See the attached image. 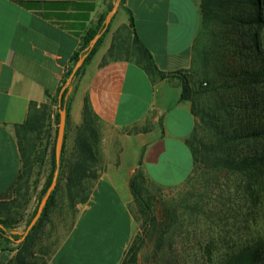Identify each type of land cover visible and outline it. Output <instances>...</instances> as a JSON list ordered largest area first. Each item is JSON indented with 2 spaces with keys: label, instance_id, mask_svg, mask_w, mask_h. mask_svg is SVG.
I'll return each instance as SVG.
<instances>
[{
  "label": "crops",
  "instance_id": "crops-1",
  "mask_svg": "<svg viewBox=\"0 0 264 264\" xmlns=\"http://www.w3.org/2000/svg\"><path fill=\"white\" fill-rule=\"evenodd\" d=\"M119 3L0 0V202L16 198L23 176L17 126L42 114L47 117V131L36 149L44 155V164L36 162L33 167L46 169L59 126V90L87 31L116 8L99 50L76 86L70 85L64 142L67 170L88 111L101 126L104 170L95 180L88 202L78 206L70 230L62 233L61 240L60 231L54 232L57 247L41 264H121L134 233L131 178L135 171L141 167L149 180L175 186L194 167L187 143L197 123L192 102L181 100L180 75L162 78L153 69L135 41L130 12L158 69L184 75L192 68L203 27L201 0ZM44 176L41 190L47 180ZM26 231L22 226L14 233ZM33 243L0 244V264H34Z\"/></svg>",
  "mask_w": 264,
  "mask_h": 264
},
{
  "label": "trees",
  "instance_id": "trees-1",
  "mask_svg": "<svg viewBox=\"0 0 264 264\" xmlns=\"http://www.w3.org/2000/svg\"><path fill=\"white\" fill-rule=\"evenodd\" d=\"M19 1L25 2V0ZM123 1L120 0V6L123 5ZM233 1L201 0L202 23L214 16L218 10L222 11L226 9V6ZM249 1L251 2L252 0ZM261 4L260 0L252 1V7H255L257 11L262 9ZM109 12L100 18L96 28H90L85 34L81 48L75 54L73 63L67 72L66 83L59 90L60 94L63 88H66L62 95L59 111L65 108L67 110V118L70 114V85L73 84L76 86V82H78L84 73L85 66L94 58L99 50L109 31V25L107 26L106 24ZM260 17L257 23L258 29L252 37L256 45L254 49L252 47L246 48L248 50L247 58H252L253 53H260V49H258L260 48L258 43L260 40L258 39V30L264 22ZM130 21L135 31V41L142 49L146 58L151 62L153 69L162 78H173L180 75L183 81L181 100H190L192 102L193 112L197 117L196 126L187 140L193 154L195 169L202 171V174L210 169L240 173L246 178V189L248 193L252 197L258 196L256 200H259L262 195L264 196V149L262 151L257 149L254 153H247V151L252 149V145L250 144L251 140L257 142L259 145L264 141V127L257 125L260 120L264 122V109L255 113L258 107L257 102L262 101L261 97H263L262 94L264 93L260 92L255 97H252L251 94H245V89L240 90V92L235 91L231 85H227L225 82L217 86L216 79L210 77L207 73L204 74L206 79L204 82L209 86L205 88L201 84L202 90H196L192 80L186 74L183 75L182 71L175 74H168L158 69L154 63L152 54L142 44L136 32L135 18L131 12ZM97 36L99 38L93 45L92 42ZM235 44V42L232 43L233 46ZM80 59H84V63L77 71H74ZM233 63L234 61L232 60L231 65ZM263 69L264 67H262ZM258 72L260 73V71H256L246 75L244 80H242L243 78L239 79L237 85L241 87L245 85L257 86L259 83ZM242 74H244L243 69ZM68 79H70L69 83H67ZM212 92L215 95L210 105H201L197 102L196 96L199 93H204L205 95ZM256 119H259L258 122L252 123ZM57 124H60V112L57 115ZM47 126V117L43 114L35 121L29 119L24 124L17 126L24 170L16 198L11 201L0 202V223L3 225L0 226V244L4 242L33 243L35 241V235L33 233L36 234L38 229L41 228L42 222L49 218V211L55 204L56 195L62 190L63 179H65L64 195L68 208L74 211V213H77V207L88 202L94 188V182L100 176L101 172L96 165H99L103 160L101 148L102 138L100 135L101 126L97 118L86 111L84 123L79 128V146L73 155V161L69 164L66 176V170L64 169L65 143L60 165L58 166L56 162L58 126L56 140L51 151V171L41 190L39 203L28 221L27 231L23 234L14 233L15 228L23 217V214L16 217L19 214L18 211H25L26 204L28 203L27 197L29 195V187L31 186L30 177L33 167L36 162L39 163V166L44 164V155H40L36 149L42 145V135L43 132L47 131ZM256 146L259 147L258 145ZM239 147H243V149L241 150ZM58 168L57 186L53 190L38 222L32 228H29L37 214L42 199L55 178ZM131 189L135 197V203L138 204L142 214L144 227L142 234L137 235V238H135L132 245L125 252L121 264H138L139 253L146 244L149 228H152V231L157 230L161 233V242H163L167 230L163 224L157 222L156 216L154 215L153 196L150 191L149 179L141 167L135 171L131 178ZM197 208H199V204L195 205V210ZM167 217L172 219L173 211L168 213ZM255 223L259 227L252 231L251 229L245 230L242 236L243 239L240 241H236L237 239H233L232 237L228 239L226 236L210 234L205 248L206 264H264V223L261 226L257 220ZM161 245L162 243H159L158 250L162 249Z\"/></svg>",
  "mask_w": 264,
  "mask_h": 264
},
{
  "label": "rangeland",
  "instance_id": "rangeland-1",
  "mask_svg": "<svg viewBox=\"0 0 264 264\" xmlns=\"http://www.w3.org/2000/svg\"><path fill=\"white\" fill-rule=\"evenodd\" d=\"M252 1L234 0L226 6V9L218 10V14L204 21L202 33L194 48L192 68L186 73L196 90H202L201 84L205 88L209 86L204 82L206 81L204 74L207 73L216 79L217 86L225 82L235 91L240 92L245 89V94H251L252 97L257 93H264V69L262 70L264 22L258 30L260 53L252 52V58L246 57L248 56L246 48L254 49L256 45L252 37L258 29L259 17L261 16L260 19L264 21V0H260L262 9L258 11L252 7ZM233 42L236 43L234 46ZM232 60L233 65H231ZM256 71H260L257 74L259 77L257 86L237 85L239 79L244 80L246 75ZM214 95V92L205 95L199 93L196 99L201 105H210ZM262 96V101L257 102L255 113L264 109V94ZM259 119L252 123L258 122ZM257 125L264 127L263 120ZM250 144L252 149L247 153L264 149V141L259 145L251 140ZM51 160L52 158L48 161L46 169L42 170V167H39L32 170L33 182L29 187L28 203L25 211H18L16 217L21 214L23 217L17 227H27L39 203L42 184L40 178L45 177L44 175L48 177L52 166ZM96 166L102 173L103 160ZM66 174L67 170L65 176ZM64 183L62 190L56 195L55 204L49 211L45 226L38 229L37 235L35 234V241L32 244L34 264L44 263L57 247L58 241L54 232L60 231L61 240L62 233L66 234L76 219L78 212L74 213L68 208ZM149 185L153 196L154 215L157 222L163 224L167 230L161 242V233L157 230L152 231V228L148 229V237L139 253L138 264H206L205 248L210 234L226 236L228 239L232 237L240 241L245 230L252 231L259 227L255 223L256 220L260 226L264 223V196L262 195L259 200H256L258 196L252 197L246 189V178L237 172L210 169L202 174V171L195 169L194 164L192 172L179 185L164 186L152 180H149ZM196 204H199V208L195 210ZM77 209L79 211V207ZM169 211H173L172 219L167 217ZM131 212L134 219V233L128 248L137 235L142 234L144 227V220L137 203L131 204ZM26 213L27 217L24 216ZM159 243H162L161 250H158Z\"/></svg>",
  "mask_w": 264,
  "mask_h": 264
},
{
  "label": "water",
  "instance_id": "water-1",
  "mask_svg": "<svg viewBox=\"0 0 264 264\" xmlns=\"http://www.w3.org/2000/svg\"><path fill=\"white\" fill-rule=\"evenodd\" d=\"M115 12H116V8L112 11V13L110 15H108V17L106 19L107 26L110 24L112 16L114 15ZM98 38H99V36H97L93 40V42H92L93 45L96 43ZM83 63H84V59H80V61L76 65L74 71H77V69ZM65 89L66 88L64 87L62 92L60 93V97H59L60 98V104H61L62 95H63V92H64ZM66 125H67V110L65 108H63L60 111V124H59L58 136H57V141H56V162H57L58 166L60 165L61 158H62V152H63V148H64L65 134H66ZM58 175H59V168L57 169L55 178H54L52 184L50 185V187L48 188V190L46 192V195L42 199V201H41V203L39 205L37 214L35 215L34 219L32 220L29 228H32L38 222V220L40 219V217H41V215L43 213V210H44V208H45V206H46V204H47V202H48L53 190H55V188L57 186ZM0 226H3V225L0 223Z\"/></svg>",
  "mask_w": 264,
  "mask_h": 264
}]
</instances>
